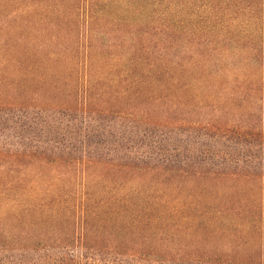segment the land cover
I'll use <instances>...</instances> for the list:
<instances>
[{
    "label": "rangeland",
    "instance_id": "1",
    "mask_svg": "<svg viewBox=\"0 0 264 264\" xmlns=\"http://www.w3.org/2000/svg\"><path fill=\"white\" fill-rule=\"evenodd\" d=\"M11 223L78 264H264V0H0Z\"/></svg>",
    "mask_w": 264,
    "mask_h": 264
},
{
    "label": "trees",
    "instance_id": "2",
    "mask_svg": "<svg viewBox=\"0 0 264 264\" xmlns=\"http://www.w3.org/2000/svg\"><path fill=\"white\" fill-rule=\"evenodd\" d=\"M86 142V141H85ZM89 147V144L86 143L85 150ZM49 149H56V146L50 147L47 146ZM83 150V147L80 146L78 152L79 153H84L88 150ZM52 151V150H50ZM86 156V155H85ZM83 156L81 158L80 156V163L79 165L83 168H88L94 165V163L91 162L88 158ZM48 163V162H47ZM46 163V164H47ZM85 179V178H84ZM86 181V180H85ZM10 213H15L14 208H10ZM20 214L22 216H26L28 214V210H21ZM12 220L14 219L15 221H19L18 219L14 218L13 215L10 216ZM8 220H11L8 218ZM11 220V221H12ZM21 221V220H20ZM13 223L10 224L8 227H0V236H6L7 238H11V235L13 234ZM77 248L83 253V252H88L85 251L84 248H81L79 245H46L44 246L41 245L40 248H32L28 247L25 244H18V245H13L10 241H7V243H1L0 244V264H33L32 262H21L22 258L25 257L26 255L30 253H36V255L33 257L38 261V264H63L65 260H71V262H74L75 264H78V262L75 261V257L71 255V257H65V256H56V253H60L62 255H68V251H70V254L72 252H76ZM66 250V251H65ZM52 251H56L52 252ZM79 252V251H78ZM89 253V252H88ZM93 254V253H91ZM97 255V254H93ZM101 257V256H99ZM91 263V262H89Z\"/></svg>",
    "mask_w": 264,
    "mask_h": 264
}]
</instances>
